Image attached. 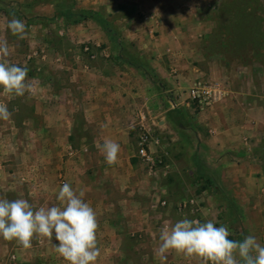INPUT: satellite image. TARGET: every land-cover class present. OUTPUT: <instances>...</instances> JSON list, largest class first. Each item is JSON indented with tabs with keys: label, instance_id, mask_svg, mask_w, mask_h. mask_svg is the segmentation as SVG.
<instances>
[{
	"label": "crops",
	"instance_id": "crops-1",
	"mask_svg": "<svg viewBox=\"0 0 264 264\" xmlns=\"http://www.w3.org/2000/svg\"><path fill=\"white\" fill-rule=\"evenodd\" d=\"M31 1L35 0H28ZM90 1L93 9L99 7L104 10L105 7L117 10L123 2ZM124 1L126 14L122 17L125 24L121 32L126 44L140 53L144 62L134 60L132 63L133 59L130 62L126 58V65H120L118 61L114 62L115 59L99 60L89 68L78 65L67 76H63L62 71L57 74L53 72V79L43 70L41 74L45 81H52L53 84L43 94L48 98L35 90L37 85L43 84L41 79L33 72L27 74L34 91L27 93L26 98L32 104V112L39 116L37 119H41L35 123L33 117L30 118L32 130L48 136L50 141L44 149L49 151L57 147L50 136L64 138L59 148L62 153L60 173H52L45 180L48 191L42 195L49 201L48 204L45 201L43 206L58 204V190L68 182L74 190H86L84 199L97 214V231L110 232L114 237L115 230L120 226L117 218L110 217L121 214L128 216L126 231L129 232L150 226H157L161 230L166 223L169 224L156 218L155 209L159 207L161 197H156L155 193L152 195V189L157 186L154 177L163 172L159 167L161 164L156 167L159 169L152 172L136 154L143 121L140 114H143L145 127L158 140V145L150 144V149L156 155H160L158 148L165 154L167 150L176 155L178 151H191L187 155L186 167L190 168L197 182L204 180L210 182V187H218L230 198L236 210L239 211L241 207L245 211L248 207L255 208L264 218V80L256 81L249 75H243L241 65L233 71L221 50L204 49L202 40L212 36L218 23L216 19L199 20L203 30L200 31L202 34H198L197 30L189 32L192 23L196 25L195 20L180 13L174 0ZM183 23H186L188 33L182 30ZM89 36L97 43L104 42L106 38V34L99 31ZM184 39L188 41L182 42ZM157 78L164 80L166 92L170 93L168 96L163 97L162 92L157 93L154 89ZM197 80L220 83L225 91L223 97L209 107L193 109L185 101L187 94L183 89L187 90ZM63 96L68 97L65 103H60L57 97ZM77 119L80 122H76ZM155 129L159 134H155ZM167 134L170 140H167ZM70 135L74 137L70 139ZM106 139L120 144L118 159L113 165L106 163L97 147ZM45 165L49 168L51 164ZM57 175L61 176L58 184L55 181ZM31 189L29 186L28 196L36 195ZM202 192L191 196H196L201 202L205 199ZM254 197H261L263 201H256L255 204V200L252 201ZM114 198L124 208L122 212L115 211ZM101 200H105L103 207L99 204ZM205 209L203 207V214ZM175 214L178 220L182 219L176 210ZM261 231L260 239L264 238L263 227ZM97 240L98 245L109 244L107 239ZM57 243L55 239L41 237L32 240L35 248L52 247ZM141 243L138 246L148 245ZM179 257L167 258L163 262L201 264L196 258ZM129 261L132 263V257H126V263ZM134 262L163 264L160 257L150 255L140 256Z\"/></svg>",
	"mask_w": 264,
	"mask_h": 264
},
{
	"label": "rangeland",
	"instance_id": "rangeland-1",
	"mask_svg": "<svg viewBox=\"0 0 264 264\" xmlns=\"http://www.w3.org/2000/svg\"><path fill=\"white\" fill-rule=\"evenodd\" d=\"M82 2L83 0H44L43 2L42 0L34 2L0 0V39L6 38L10 49V55L0 62L7 61L19 66L27 65L28 73L33 72L38 79H41L43 84L37 85L35 90L44 98H48L46 94H43L53 84L52 81H45L41 74L43 70L52 75L50 79H53V72L57 74L58 71H62L63 76H67L69 71L73 68L77 69L78 65L89 68L99 60L102 62L115 59L114 62L118 61L120 65H126V58L130 59V62L133 59L132 63L134 60L144 62L141 54L131 45L126 44L124 34L121 32L125 24L122 17L126 14L124 0L117 10L109 7H105V10L99 7L93 9L91 7L93 3L90 0ZM174 2L178 3L177 10L180 13L195 20L196 25L192 23L190 31L186 29V23L182 24L184 25L182 30L186 32L197 30L198 34H202L200 31L203 30V24L201 21L199 23V20L216 19L215 21L218 22L212 36L202 40L206 51L221 50L225 53L224 58L233 71L241 65L243 75H249L256 81L264 80V0H174ZM67 14L72 16L67 17ZM13 17L25 23L27 32L24 39H19L10 31H5V22ZM80 20H83L81 24L78 23ZM96 31L106 34L104 42L97 43L92 37H87L96 34ZM85 44L96 48L94 58H90L84 50ZM60 48L65 51H59ZM163 81L160 78L155 79L154 89L157 93L162 92L163 97H166L170 93L166 92L167 87ZM64 92L63 94H66ZM262 93L264 95V91ZM26 96L27 92L24 96H15L4 93L0 88V103H5L12 112L9 120H0V199L11 201L23 198L37 208L43 206L45 201L48 204L47 201H49L42 195L43 192L48 191L45 180L52 173L54 175L60 173L62 153L59 152V148L64 138L62 140L58 135L50 136L54 141L53 145L57 146L56 150L44 149L49 144V138L46 134L32 130L30 118L33 117L35 123L40 122L41 119H37L39 116L32 112V104ZM66 97L68 96L57 97V99L60 103H65ZM185 101L193 109H201L187 97ZM79 120L77 119L76 122H80ZM153 126L156 128V123ZM155 130L157 131L155 134H159V131ZM166 136L167 140H170V136L168 134ZM73 137L70 135V139ZM83 152L88 153L87 150ZM158 153L162 154L164 162H167L169 167L166 173L160 171L157 177H154L157 180V186L156 189H152V195L155 193L156 197L159 196L161 200L167 201L163 207L155 209L157 219L166 220L169 224L179 221L175 214L177 202L192 194L200 195L203 191L202 197L205 199L200 202L202 217L198 220L201 222L213 220L217 227L227 225L231 233L229 239L242 240L244 236L252 235L261 245H264V238H259L260 232H263L261 227L264 228V218L259 216L255 208L248 207L245 211L241 207L239 211L236 210L230 198L218 187L214 185L210 187V182L204 180L197 182L190 168L186 167L187 155L191 151H178L176 155L168 150L165 154L158 148ZM48 163L51 165L46 168L48 165L45 164ZM56 179L58 184L61 176L57 175ZM29 186L36 195L28 196ZM115 199H113L115 211L122 212L124 208L120 207L121 203H117ZM261 199V197L258 199L254 197L252 201L255 200L256 204V201L260 202ZM104 201H99V204L102 206ZM203 207L206 208L204 214ZM110 218L115 220L117 218L120 228L115 230L114 237L110 232L97 231V238L103 241L107 239L109 244L98 245L100 255L95 264H136L134 260L137 262L140 256H158L161 230L157 226L129 232L126 231L128 216L121 214ZM53 239H55L54 236ZM140 242L148 243V245L138 246ZM47 255L49 257H45ZM59 256L54 245L24 248L14 240L7 241L0 237V264H68V261ZM179 256L183 255L174 250H170L167 254V258L172 259L180 258ZM126 257H132V263L130 261L126 263Z\"/></svg>",
	"mask_w": 264,
	"mask_h": 264
},
{
	"label": "clouds",
	"instance_id": "clouds-1",
	"mask_svg": "<svg viewBox=\"0 0 264 264\" xmlns=\"http://www.w3.org/2000/svg\"><path fill=\"white\" fill-rule=\"evenodd\" d=\"M19 39L27 32L25 23L13 17L4 24ZM10 55L7 39H0V60ZM27 65L19 66L7 61L0 62V88L6 94L24 96L34 91L28 80ZM12 112L5 103H0V120H9ZM106 163L117 162L120 144L106 139L97 145ZM85 189L74 190L65 182L56 195L58 204L34 208L28 200L0 199V237L16 241L24 248L32 246L34 236L55 237L56 252L68 264H95L100 255L97 246L99 227L97 214L84 199ZM227 225L216 226L213 220L183 218L174 224H165L159 233L157 254L166 261L167 254L174 250L188 258H196L201 264H264V245L255 236L247 235L242 240L229 239Z\"/></svg>",
	"mask_w": 264,
	"mask_h": 264
},
{
	"label": "built area",
	"instance_id": "built-area-1",
	"mask_svg": "<svg viewBox=\"0 0 264 264\" xmlns=\"http://www.w3.org/2000/svg\"><path fill=\"white\" fill-rule=\"evenodd\" d=\"M84 50L87 51L90 58L95 57L96 48L93 46L85 44ZM224 92V88L218 82L197 80L188 87L186 94L188 99L193 101L199 108L203 109L213 105L216 101L221 99ZM140 117L143 121L140 124L142 130L137 139L136 154L150 171L154 172V170L159 169L156 167L161 164L159 167H161L163 172L166 173L167 168L169 167L168 163L164 162L162 154L156 155V152L150 149V144L158 145V140L151 133V130L145 127V116L140 114ZM166 202L165 199L160 200L158 206L163 207ZM175 210L182 219L187 217L191 220L200 219L202 217V207L196 196L181 199L177 202Z\"/></svg>",
	"mask_w": 264,
	"mask_h": 264
},
{
	"label": "trees",
	"instance_id": "trees-1",
	"mask_svg": "<svg viewBox=\"0 0 264 264\" xmlns=\"http://www.w3.org/2000/svg\"><path fill=\"white\" fill-rule=\"evenodd\" d=\"M66 16H67V17H71V16H72V14H67Z\"/></svg>",
	"mask_w": 264,
	"mask_h": 264
}]
</instances>
